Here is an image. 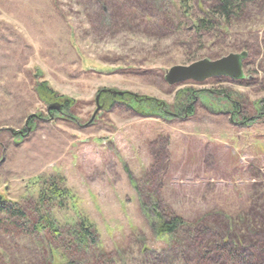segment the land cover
I'll use <instances>...</instances> for the list:
<instances>
[{"label": "rangeland", "instance_id": "1", "mask_svg": "<svg viewBox=\"0 0 264 264\" xmlns=\"http://www.w3.org/2000/svg\"><path fill=\"white\" fill-rule=\"evenodd\" d=\"M104 1V9L117 5L108 21L100 19L96 0H0L1 199L34 198L45 178H62L76 208L58 206L55 217L63 222L76 210L87 216L104 251L125 264L141 263L140 237L156 252L166 247L141 208L146 183L167 210L187 221L222 212L252 224L254 213L264 214V116L256 104L264 97V17L239 23L240 35L257 42L244 60V79L170 85L165 74L174 65L241 50L224 48L233 40L194 43L190 32L166 34L129 23L125 0ZM43 81L71 104L65 115L29 127L30 115L47 118V104L35 91ZM105 88L168 106L190 89L196 98L184 105L193 101L194 111L146 116L134 101L118 100L91 120ZM224 93L254 118L238 123ZM18 238L5 241L7 264H41L38 239Z\"/></svg>", "mask_w": 264, "mask_h": 264}, {"label": "trees", "instance_id": "2", "mask_svg": "<svg viewBox=\"0 0 264 264\" xmlns=\"http://www.w3.org/2000/svg\"><path fill=\"white\" fill-rule=\"evenodd\" d=\"M96 2L103 9L100 19L108 21L114 17L111 10L116 3L104 9V0ZM124 4L129 23L138 21L166 34L190 32L194 43H205L206 37L214 38L216 44L233 40V44L224 48L247 51L248 55L257 42L252 35L249 38L240 35L239 23L264 17V0H133L130 3L125 0ZM35 91L44 103L61 100L46 81L38 83ZM102 97L106 104H113L108 94L103 93ZM195 98L187 89L178 93L172 106L146 96L132 101L139 114L165 116L171 108L179 113H193ZM184 99L193 101L184 105ZM61 102L70 107L68 100ZM256 104L264 114V97ZM145 187L148 193L140 201L141 208L150 229L165 241L166 247L156 252L147 248L144 237H140V264H264V214L254 213L258 216L252 224H238L222 212L206 213L187 221L163 206L162 198L151 192L152 183H146ZM135 188L139 187L135 185ZM69 203L75 207L70 189L57 177L45 178L34 198L27 195L18 201L0 199V264L8 263L3 251L6 239H19L20 235L38 239L41 264H125L118 255L104 251L98 230L87 216L76 210L75 217L63 222L55 217L53 209L66 208Z\"/></svg>", "mask_w": 264, "mask_h": 264}, {"label": "water", "instance_id": "3", "mask_svg": "<svg viewBox=\"0 0 264 264\" xmlns=\"http://www.w3.org/2000/svg\"><path fill=\"white\" fill-rule=\"evenodd\" d=\"M247 56V51L230 52L217 59L202 58L189 64H177L166 71L165 80L170 85H176L186 81L203 82L213 77H229L234 80H242L245 78L244 60ZM102 93H109L113 97L125 96L126 94L132 95L129 91H120L109 88L101 89L96 97L97 104ZM126 100L129 101L130 98H127ZM103 106L104 104L98 105L91 120L95 118L97 112H99ZM60 107L61 105L59 103H52L48 105L47 109L48 111L53 109L59 110ZM35 116L37 115H30L28 119Z\"/></svg>", "mask_w": 264, "mask_h": 264}, {"label": "flooded vegetation", "instance_id": "4", "mask_svg": "<svg viewBox=\"0 0 264 264\" xmlns=\"http://www.w3.org/2000/svg\"><path fill=\"white\" fill-rule=\"evenodd\" d=\"M225 78H229V77H225ZM229 79H231V78H229ZM231 80L240 81V80H234V79H231ZM106 94H108L111 97L113 104H114V102H118V100L121 101V102H124V103H130L132 101V98H133V96L130 95V94H126L125 96H116V97H113L109 93H106ZM102 95H103V93L101 94L102 104H104V106H106L107 104L104 101ZM223 95H224V100L229 103V108H230L231 114L234 115V116H238L239 117L240 121L238 123L246 125L248 122H250L254 118V117H250L249 118V117L246 116L245 112H243L244 110H243L241 104L239 102H237L236 100L232 99V95L230 93H224ZM127 98H130V100L127 101L126 100ZM52 103H59L61 105L60 109L59 110L58 109L57 110L53 109V110H50V111H48V109H47V111H46L47 118L46 119L44 117H42L43 115H38V116H35V117L31 118V119H27V123L26 124L30 127V126H32V123L34 121H36V120H42V121L43 120H51L52 121L56 117L55 113H57V115H65V111L67 110V108H66V106H65V104L63 102L56 100V101H53L51 103H46L47 104V108H48V105L52 104ZM169 113L171 115H174V116H176L177 114H180L179 112L174 113V112H171V111H169L167 114H169ZM240 116H242V117H240ZM259 116H264V114L260 113ZM17 135H23V134L18 133ZM0 199H1V196H0Z\"/></svg>", "mask_w": 264, "mask_h": 264}]
</instances>
